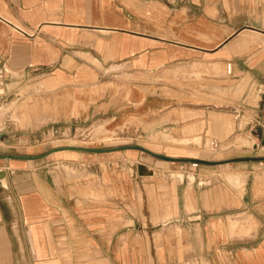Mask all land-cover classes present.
Masks as SVG:
<instances>
[{"label": "crops", "instance_id": "1", "mask_svg": "<svg viewBox=\"0 0 264 264\" xmlns=\"http://www.w3.org/2000/svg\"><path fill=\"white\" fill-rule=\"evenodd\" d=\"M100 126L154 148L32 140ZM260 127L264 0H0V264H264V152L160 142Z\"/></svg>", "mask_w": 264, "mask_h": 264}, {"label": "rangeland", "instance_id": "2", "mask_svg": "<svg viewBox=\"0 0 264 264\" xmlns=\"http://www.w3.org/2000/svg\"><path fill=\"white\" fill-rule=\"evenodd\" d=\"M45 130L47 129L45 128L37 129L35 133L32 135L33 136L32 140H35V138L39 136L37 137L38 139L37 145L40 144L42 145V147H46L45 144L55 145V143H59V144L64 143L65 145H70V146H84V147L88 146L92 148H128L127 146L139 145V146H145L146 148L148 147L152 149L154 148V144L151 143V140L156 141L154 140L153 136H147L145 137V139H141L140 137H136L132 134L129 135V134L118 133V132H115V136L112 138L113 131L108 128L102 127V126L92 127L90 128V130L85 128V129L79 130L78 132L75 129H73L72 135L70 134V132H68V134H66V136L64 137H58V135H56L55 137H48L44 134ZM174 132H177V131H174ZM168 133L172 136H178V135H174L170 133V131ZM231 134L233 135L231 136V138L216 137V139L220 141L223 140V141L222 143H219V147L217 149H213L211 146V143H212L211 138L215 136L212 133H209L206 139L207 145H205L206 143L202 142L200 147L193 146V149L197 148L199 153H203L205 156L207 155V159L216 158V157L219 158L226 154L232 155V153H237L238 151L239 152L250 151L251 154L252 153L256 154V153H259L260 151L264 152V127H260L259 129H254L252 131V134H254L257 142H254L252 138L248 139L245 136L244 137L242 135L240 136V134H238L236 132V129L234 128L229 130L228 136H230ZM80 135H82L83 137L82 136L80 137ZM240 137H243L245 140H248L249 142L245 143L244 141L240 140L242 139ZM94 138H100V140L98 139L94 140ZM231 139H234V140H231ZM61 140H64V141H61ZM160 142H163L162 138H160ZM163 144L175 145L172 143H163ZM179 162H183V161H179ZM118 163H120L119 166H125V165H122L123 161H120ZM181 166H183V168ZM180 167H181L180 169L183 171L180 173V175H183L184 171L188 173V176L194 175L193 173H195L194 170L190 171V168H191L190 162L181 163ZM200 167L202 168L204 166H200ZM183 176L185 177V174ZM220 176L221 177L223 176L222 178L225 177V175L223 174ZM233 187L238 190L237 192L238 194L236 196L241 197L243 194L242 189H241L242 186L240 185V187L239 186L236 187L234 185ZM244 226H246V224H244ZM149 231H154V228L149 229ZM249 231L253 232L254 229L253 230L249 229ZM247 233L248 232H246L245 234ZM251 233H250V236H251ZM234 236H236V233ZM172 240H173L172 238L166 237L164 241L170 244L172 243ZM234 240H237V239H234ZM157 244H158V241H156L155 239H149L150 254L147 257L143 256L142 257L143 262L138 263V264H189V263L204 264L206 262V259H208V257L206 258V257H198V256L197 257H194V256L186 257V256L166 255L163 257V256H158L157 254L156 255L151 254V252L153 253V248L157 247ZM145 259H147V261H145Z\"/></svg>", "mask_w": 264, "mask_h": 264}, {"label": "water", "instance_id": "3", "mask_svg": "<svg viewBox=\"0 0 264 264\" xmlns=\"http://www.w3.org/2000/svg\"><path fill=\"white\" fill-rule=\"evenodd\" d=\"M161 138H162V143H172V144H175V145H178V146H186V147H200L201 144H202V138L201 137H195V138H190V139H184L180 136H172L168 133V130H163L162 133H161ZM195 139H199L198 142H194ZM182 161V160H181ZM188 161V160H186ZM186 161H183L182 163H186ZM190 161V160H189ZM191 162V161H190ZM183 168V166H182ZM244 217L242 215H240V217L238 218H235L234 220L236 219H240V224L238 225L239 227L237 229H231L230 228V234L232 236L235 235H238L237 237H235L234 239H237L236 241H245L247 238L246 237H251L250 236V232L249 229L251 230H256L253 226V223L252 222H249L247 223V221H244V220H241L243 219ZM244 224H246V226H244ZM252 226V228H251ZM230 227V226H229ZM246 232H248L247 234H245ZM234 239H232V241H235Z\"/></svg>", "mask_w": 264, "mask_h": 264}, {"label": "built area", "instance_id": "4", "mask_svg": "<svg viewBox=\"0 0 264 264\" xmlns=\"http://www.w3.org/2000/svg\"><path fill=\"white\" fill-rule=\"evenodd\" d=\"M227 71L229 74H231L232 72V65L231 64H228V67H227ZM211 146L213 149H217L219 147V143H216L215 141L211 143ZM191 164V168L190 169H197L200 165V163L198 161H193L190 163Z\"/></svg>", "mask_w": 264, "mask_h": 264}, {"label": "bare ground", "instance_id": "5", "mask_svg": "<svg viewBox=\"0 0 264 264\" xmlns=\"http://www.w3.org/2000/svg\"><path fill=\"white\" fill-rule=\"evenodd\" d=\"M180 177V179H183V175H180L179 176ZM233 177V176H232ZM235 177V176H234ZM188 178H189V180L193 183L194 182V180H195V176L194 175H190V176H188ZM236 178V177H235ZM236 179H238V178H236ZM231 180L232 181H236L235 179H233V178H231ZM240 180V179H239ZM241 181V180H240Z\"/></svg>", "mask_w": 264, "mask_h": 264}]
</instances>
